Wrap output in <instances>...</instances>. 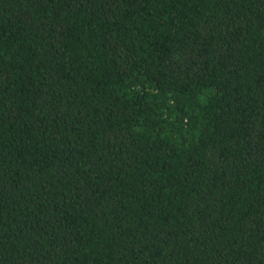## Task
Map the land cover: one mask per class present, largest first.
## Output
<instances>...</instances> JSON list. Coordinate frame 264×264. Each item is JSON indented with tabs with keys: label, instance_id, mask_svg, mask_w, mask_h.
Instances as JSON below:
<instances>
[{
	"label": "trees",
	"instance_id": "obj_1",
	"mask_svg": "<svg viewBox=\"0 0 264 264\" xmlns=\"http://www.w3.org/2000/svg\"><path fill=\"white\" fill-rule=\"evenodd\" d=\"M0 264H264V0H0Z\"/></svg>",
	"mask_w": 264,
	"mask_h": 264
}]
</instances>
